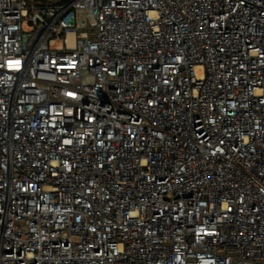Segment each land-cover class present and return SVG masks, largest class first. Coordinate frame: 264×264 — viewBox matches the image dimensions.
<instances>
[{"label":"built area","instance_id":"obj_1","mask_svg":"<svg viewBox=\"0 0 264 264\" xmlns=\"http://www.w3.org/2000/svg\"><path fill=\"white\" fill-rule=\"evenodd\" d=\"M0 264H264V0H0Z\"/></svg>","mask_w":264,"mask_h":264},{"label":"rangeland","instance_id":"obj_2","mask_svg":"<svg viewBox=\"0 0 264 264\" xmlns=\"http://www.w3.org/2000/svg\"><path fill=\"white\" fill-rule=\"evenodd\" d=\"M22 27L25 31L31 30V26L27 25L25 22H23Z\"/></svg>","mask_w":264,"mask_h":264}]
</instances>
